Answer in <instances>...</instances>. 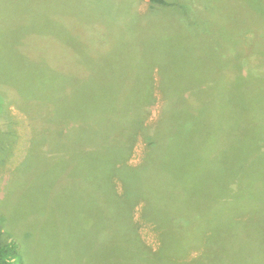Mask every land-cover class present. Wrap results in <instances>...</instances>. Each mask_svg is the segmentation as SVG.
Returning <instances> with one entry per match:
<instances>
[{"label": "rangeland", "instance_id": "1", "mask_svg": "<svg viewBox=\"0 0 264 264\" xmlns=\"http://www.w3.org/2000/svg\"><path fill=\"white\" fill-rule=\"evenodd\" d=\"M167 1L81 0L77 10V3L62 0L43 13L30 0H0V116L6 114L0 123V226L3 241L20 243L24 264H116L115 252L101 247L115 245L116 221H129L115 203V183L123 191L117 161L133 131L157 121L165 102L159 152L148 157V141L138 132L127 160L135 166L146 157L148 188L203 189L215 197L234 179L258 195L244 211L264 216V150L256 139L264 136V0ZM69 14L77 15L69 23L50 21ZM21 30L59 44L46 48L65 54L52 62L76 56L85 63L48 62L27 49L26 39L20 42ZM87 67L99 80L116 78L131 98L154 91L146 117L112 100L80 72ZM204 85L213 100L187 104L190 92ZM206 161L232 173L214 177L202 170ZM185 202L198 207L200 201ZM143 209L140 202L132 217L155 258L194 261L200 249L177 247L182 238L172 234L167 208L158 206L155 219L164 222L166 241ZM183 236L205 242L209 233L194 224ZM211 254L221 258L219 249Z\"/></svg>", "mask_w": 264, "mask_h": 264}, {"label": "trees", "instance_id": "2", "mask_svg": "<svg viewBox=\"0 0 264 264\" xmlns=\"http://www.w3.org/2000/svg\"><path fill=\"white\" fill-rule=\"evenodd\" d=\"M150 1L154 4H168L167 0ZM67 2L68 4L77 3L76 9L78 10L81 0H67ZM61 6L60 3L59 7ZM70 15H72L74 19L77 16L74 14L65 15L66 19H62V22L48 20L53 24H65L71 21L69 18ZM17 36L21 43L26 39L28 50L40 51L36 54L43 56V58L46 57L44 58L45 60L55 65L76 66L79 62L85 63L76 56L73 58L74 60H68L70 62L66 64H59L58 62L60 61L58 60L52 62L53 56L57 58L65 54L46 49L48 46L59 45L57 42L52 41L50 37L45 38L41 36V34L28 33L22 30L17 32ZM62 60L65 59L62 58ZM75 70L78 72L77 69ZM80 72L97 82L95 84L104 89L112 100L120 104L122 103L125 106H132L133 110L139 114H142L141 111L144 110L143 114L145 117L147 111L150 110V106L156 100L154 91L146 96L133 94L131 98V96L129 97V92L123 88L116 78L112 79L111 76H107L108 79L103 78L99 80V77L94 74V71L90 67L86 69L80 68ZM207 88L208 86L204 85L197 93L194 91L195 95L193 92H190V100L192 99L193 103L190 100H186V103L193 107L204 106L210 103L214 97L208 93L209 90H207ZM2 103L1 101L0 110H2ZM166 109L167 102H165L163 112L157 121L150 124L145 131H140V128L133 131L134 138L138 132H143L142 134L148 141L146 154L148 157L156 155L160 150L158 140L160 128L157 123L161 120L162 116H167L165 113ZM5 115L3 111V114L0 116V123ZM38 128H40V126H38ZM5 134L11 136L9 133L5 132ZM48 135L49 134H45V137ZM134 138L130 148L124 150L122 152L123 156L119 157L122 162L119 160L117 161L122 165V167L118 168L120 175L117 176V178L123 181L122 192L117 190L115 183V203L122 209L118 211L128 215L129 221L123 223L118 221L115 222L116 231L115 234H113L115 245L109 248L108 241L101 247V250H106L110 254L115 252L116 264L172 263L161 258L167 254H160V258H155L156 253L154 252L156 251L142 240L136 229L132 213L136 205L143 202V213L145 214V218L152 220L158 228L160 239L166 241L170 238V236L165 235L162 231V227L165 225L164 222L160 220V224L157 225L158 223L155 220L158 216V206L162 205L167 208V223L173 225L172 234L182 238L177 247L186 249L189 253L194 248L200 249L199 254L194 257L195 260L189 264H264V216L253 218L250 216L249 211H244L253 199L258 198V195L254 193V191L252 192L248 188L245 189L239 186L234 179L226 184V190L217 191L215 197L209 196V192L203 191V189L200 191L197 190V194H178L173 190L162 192L159 191V189L148 188L147 179L145 180L147 169L149 168L146 157L143 158L141 163L135 166L127 162L133 149ZM208 138L213 139L212 136H208ZM256 139H258V148L264 150V136H257ZM204 167L206 169L202 170L204 172L208 170L214 172V177L218 176L223 171L226 172L227 175L232 173L230 168H227L218 161H206ZM204 172H200V174L204 175ZM126 176H129V179H125ZM138 183L140 187H138ZM195 197L199 198L200 201L198 207L185 202L186 199H194ZM194 224L197 230L209 233L207 241L202 242L200 240H195L191 242L188 236H183L185 233H190ZM106 228L108 229L109 226ZM102 230V235H104L105 231L104 229ZM3 233V229L0 226V264H24L20 243L15 239L3 241ZM105 235L112 241V238L109 237V230ZM218 249L221 250V258L213 257L211 254ZM166 250L168 251L169 249L166 248ZM148 252H151L153 255H148ZM102 255H104L103 252Z\"/></svg>", "mask_w": 264, "mask_h": 264}, {"label": "crops", "instance_id": "3", "mask_svg": "<svg viewBox=\"0 0 264 264\" xmlns=\"http://www.w3.org/2000/svg\"><path fill=\"white\" fill-rule=\"evenodd\" d=\"M38 9L44 10L43 13L46 12V10L53 6L55 8H59V4L62 0H30ZM44 6V7H43ZM53 20V17L51 21Z\"/></svg>", "mask_w": 264, "mask_h": 264}]
</instances>
